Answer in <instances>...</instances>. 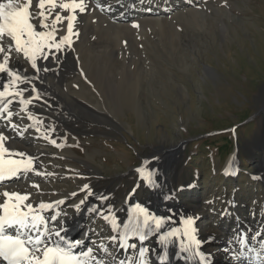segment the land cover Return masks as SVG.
Instances as JSON below:
<instances>
[{
	"label": "rangeland",
	"instance_id": "1",
	"mask_svg": "<svg viewBox=\"0 0 264 264\" xmlns=\"http://www.w3.org/2000/svg\"><path fill=\"white\" fill-rule=\"evenodd\" d=\"M191 7L199 11L196 20H174L178 30L192 38L191 46L183 44L180 52L168 53L155 36L156 49L143 55V69L124 71L127 79H137L135 93L104 95L96 114L83 111L69 122L61 120L69 117L67 113L57 115L53 123L64 134L67 154L50 144L36 159V167L54 175H19L30 190L36 183L48 193H72L89 184L97 194L109 197L105 208L111 204L117 217H127L132 204H145L154 196L136 171L143 167L145 175L158 170L157 174L168 176L173 198H157L165 202L158 210L161 215L173 206L178 216L191 215L184 207L192 205L199 208L201 234L222 241L228 236L229 242L238 231L252 234L250 225L264 215V0H197ZM115 72L105 71L111 82L125 84L113 76ZM138 74L143 75L140 81ZM75 78L78 91L93 90L85 76L75 74ZM86 96L95 101V95ZM27 121L23 115L21 123ZM213 128L222 133H207ZM35 133L30 129L35 140L31 150L35 142L44 143ZM226 134L234 135L232 150L220 160L216 147ZM181 186L184 190L178 191ZM70 198L69 204L78 197ZM90 199L99 203L95 197ZM125 199L130 202L124 203ZM61 208L75 213L67 204ZM83 216L80 235L87 228L93 239L111 231L99 216L89 212ZM205 225L217 229L205 230ZM152 238L149 245L156 241L155 233ZM232 248L239 251L237 244Z\"/></svg>",
	"mask_w": 264,
	"mask_h": 264
},
{
	"label": "snow or ice",
	"instance_id": "2",
	"mask_svg": "<svg viewBox=\"0 0 264 264\" xmlns=\"http://www.w3.org/2000/svg\"><path fill=\"white\" fill-rule=\"evenodd\" d=\"M97 7L111 10L112 6L98 3ZM86 10V0H0V119L5 122V129H0V182L29 172L54 175L40 173L33 156L12 149L10 145L17 136L23 138L31 128L39 137L50 139L55 147H64L51 138L55 127L45 128L44 121L30 111L29 106L43 98L35 83L42 80L40 73L54 70L38 62L52 61L58 65L65 50L74 51V38L80 34L78 17ZM132 26L139 27L136 23ZM24 64L29 67H24ZM16 105L19 111L13 110ZM22 113L27 114L31 124L20 131L14 117ZM8 130L14 135H6ZM136 171L146 187H162L154 179L158 170L146 175L143 167ZM32 186L39 189V185ZM183 190L184 186H181L178 191ZM80 192L86 194L70 206L80 212L89 198L95 197L99 204L89 205L87 211L102 218L112 232L108 236L98 234V238L87 246L83 238H69L67 213L61 208L69 195L77 197ZM0 197V258L6 264H151L149 254L155 249L145 246V242L154 233L158 236L157 242L164 247L163 254H157L160 264L167 260V246L173 239L179 241L177 255L185 254V259L196 260L197 264H211V253L202 250L203 242L198 238L196 225L199 217L195 215L182 216L176 222L177 226L169 227L173 222L171 215H157L137 202L128 209L127 219L121 222L111 204L104 207L109 197L97 194L89 184H84L79 192L35 205L30 202L31 193L5 189ZM172 198V193L164 196L166 200ZM223 214L227 215V212ZM165 228L168 230L164 231ZM214 239V236H209L208 242ZM252 241H259L258 249L250 247ZM232 242L239 248L234 260L243 261L248 252L255 251L253 259L264 264V255H261L264 253V229L255 235L238 231ZM228 251L231 252V249Z\"/></svg>",
	"mask_w": 264,
	"mask_h": 264
},
{
	"label": "bare ground",
	"instance_id": "3",
	"mask_svg": "<svg viewBox=\"0 0 264 264\" xmlns=\"http://www.w3.org/2000/svg\"><path fill=\"white\" fill-rule=\"evenodd\" d=\"M192 1L193 0H119L118 2V0H86L87 10L78 17V31L80 34L78 38H74V51L65 50V52L60 55L58 65L52 61L38 62L39 64L53 68L54 70L47 73H40L42 80L36 81L35 83L37 84L43 98L35 101L33 105L29 106V110L38 115L39 118L44 121L45 128L48 126L55 127L56 131L51 133V138L56 139L58 143H62L64 145V147L60 148V150L63 151V154H67L63 138L64 134L61 131L60 126L58 127L56 126V123H53L58 121L57 118L59 117H57V115L59 113L62 115L63 113H67L69 117L66 119L62 116L61 120L69 122V119L73 120L74 118L76 119L80 117L82 115L81 112L83 111L96 114L94 109L100 107L98 105V101L104 95L109 94L110 96L117 97L118 95L124 94L128 91L135 93V89L138 87L139 83L137 82V79H127V76L124 75V71L127 69L134 70L133 68L135 67H141V69H143V55L149 54L156 49L154 41L155 36L160 37L159 39L163 44V49L168 53L173 52L172 54H174V52H180L184 46L183 44L191 46L192 38L190 36L186 37L183 32L179 31L178 26L174 23V20L177 19L180 21L186 17L188 21L196 20L200 16L199 11L197 9H192L190 6ZM98 3L102 5L111 4V10H101V8L97 7ZM132 5H134V7ZM153 12L157 13L155 14ZM121 13H123V15H121ZM133 23L138 24L139 27H133ZM24 67L29 66L24 64ZM107 70H110V72L115 70L116 72L113 76H118V79L121 77L125 84L122 82L121 84H118L116 83L117 81L111 82V79L107 78V76L110 75L105 73ZM29 74L32 73L30 72ZM68 74L70 75L69 79L71 80H66V75ZM75 74L78 76H85L89 79V83L93 86V90L89 91L83 89L85 90L84 92L78 91L76 88L78 85L76 84L77 78H75ZM142 76L138 74L136 77H138L139 80ZM86 93L95 95V101L88 99ZM13 110L19 111V106H14ZM23 115L26 117L27 114L22 113L21 116L14 117V122L20 126V131H23L25 126L31 124L30 121H27V123H21ZM0 129H5V122L2 119H0ZM30 129L31 128H29L28 132L25 134L28 137L24 136L21 138L17 136L11 143L10 147L12 149L24 151L33 156L35 160H39L44 155V152L47 151L46 149H49L51 144L50 139L46 140L40 138L44 143L37 144L35 142L36 147L34 150H31L30 143L31 140L34 139H32V136L29 134ZM35 134L38 135L37 133ZM6 135H14V133L8 130L6 131ZM39 172L43 173L41 171ZM259 175L261 176V173ZM167 178L168 176L165 177L164 174L163 176L159 173L157 174V181L162 187L159 189H152L154 196H152V200L146 201L145 206L150 212H157L160 216L167 217L171 215L173 217V222L169 225V227H171L177 226L176 222H178L182 216H178L179 210L175 206L170 207V210H167L168 212L165 215H161L158 211L161 210V204H165V202L161 203L157 198L159 196L164 198V196L168 194V186L166 182V180H168ZM35 185L38 184L35 183ZM5 189L8 191L31 193L30 202L34 205L40 203L41 201L47 202L50 200L61 199L65 195L71 193L65 190H54L53 192L50 191V193H48L45 192L40 185L39 189L35 188L34 190H30L27 184L21 180L16 181V178L0 182V193H2ZM45 193H48V198L44 197ZM53 193H55V195H53ZM70 197L71 196L69 195V198ZM77 197L78 198L71 204H69L68 198V201L66 202L67 206L70 207V205H74L79 201V199H82V196L78 195ZM0 202H2V197H0ZM129 202L130 201L128 199L124 200V203ZM92 204L99 203L89 198L88 204H86L80 212H76L72 207L75 213L68 214L67 216L69 218L66 219L67 226L70 229L68 232L70 233V238H83L86 242L85 246L90 244L93 240L89 234L79 235L76 238H72L71 236H73L76 229L81 226L82 216L85 212H88L87 207ZM133 205L134 204H132L131 207ZM200 206L201 205H198L196 207ZM184 209L187 211L191 210V215L195 216L199 210V208H192V205H187ZM113 211H115V209ZM124 217L125 216L118 217V221L122 222L127 219V217ZM250 226L252 229L251 235H255L257 231L264 229V215L262 218L253 222ZM205 227V230L213 232L217 229L213 228L211 225L210 228L206 225ZM167 230L168 228L164 229V231ZM111 234L112 232H107V235L105 236ZM209 236H212V234H204V232L201 234L200 230H198V238H200L203 242L202 249L205 253H211V264H259L258 261L251 257L256 256L255 251L248 252V256L243 261H236L233 259L236 250L232 248V245L235 243L229 242L228 236L225 237V241H222V238H218L214 239L211 243L208 242ZM156 237L158 238L157 235ZM151 239H153L152 236ZM157 241L158 240L156 239V241H153L151 245L145 244V246L150 249H155L154 253L150 252L149 254L152 259H150L151 264H156L155 262L158 259L157 254H163L164 252V247ZM250 247L258 249L259 241H252ZM229 249H231V252L228 251ZM178 250L179 241L173 239L167 246V256L172 253L174 254L170 257L169 262H165V264H197L193 260L189 261L185 259V254L177 255ZM121 255H123V253H121ZM261 255H264V253H261ZM0 264H4L2 258H0Z\"/></svg>",
	"mask_w": 264,
	"mask_h": 264
},
{
	"label": "trees",
	"instance_id": "4",
	"mask_svg": "<svg viewBox=\"0 0 264 264\" xmlns=\"http://www.w3.org/2000/svg\"><path fill=\"white\" fill-rule=\"evenodd\" d=\"M249 116H250V114L247 115L244 119H247ZM233 125H235V124H233ZM213 130H221V129H219V128H213V129H211L207 133H210ZM205 137H207V135H202L201 138H205ZM233 138H234V135L233 136H229L227 134L225 136H223V137L220 138L221 141L224 140L223 143L221 142V144L216 147V152H217V155L219 156L220 160L222 159V157L223 158L226 157L230 153V151L232 150ZM211 145H212V143H211Z\"/></svg>",
	"mask_w": 264,
	"mask_h": 264
}]
</instances>
